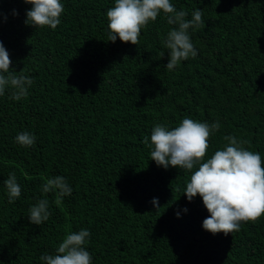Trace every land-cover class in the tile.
<instances>
[{
	"label": "trees",
	"instance_id": "trees-1",
	"mask_svg": "<svg viewBox=\"0 0 264 264\" xmlns=\"http://www.w3.org/2000/svg\"><path fill=\"white\" fill-rule=\"evenodd\" d=\"M61 2L53 30L25 24L23 0H0V42L13 70L34 80L26 99L0 97V264H43L81 229L92 264H264V216L228 236L205 231L201 198L184 195L191 173L158 167L143 143L157 123L219 120L206 158L228 135L264 158V0H171L205 20L189 29L198 55L172 71L164 41L174 26L163 14L135 46L107 41L114 0ZM24 131L32 147L16 142ZM9 173L21 187L12 203ZM57 175L72 188L59 205L42 192ZM40 199L51 216L37 226L28 216Z\"/></svg>",
	"mask_w": 264,
	"mask_h": 264
},
{
	"label": "clouds",
	"instance_id": "clouds-1",
	"mask_svg": "<svg viewBox=\"0 0 264 264\" xmlns=\"http://www.w3.org/2000/svg\"><path fill=\"white\" fill-rule=\"evenodd\" d=\"M30 4L26 11L25 24L34 28L49 27L53 30L61 23L65 6L61 0H23ZM14 15L18 14L15 11ZM163 14L169 25H173L164 41L168 51L169 71L178 67L182 61L198 55L189 29L205 27L203 11L196 9L187 19L185 10H177L171 0H114V6L106 12L107 41L138 45L142 29L155 22ZM2 16V13H0ZM164 56V51L160 52ZM10 55L0 42V97L6 89L12 90L11 99L20 101L29 96V88L34 80L27 75L17 74L11 67ZM219 120L209 123L191 118H183L178 126L169 128L157 123L151 130L150 138L145 136L143 143L151 149L150 157L158 167H175L190 172L184 195L191 202L197 195L209 213L202 222V228L216 235L225 236L239 232L243 223H257L264 216V158L259 152L245 147L250 142L235 136H224L227 143L207 157L209 140L219 131ZM15 140L23 147H32L35 135L28 131L17 134ZM195 169V170H194ZM194 170V171H193ZM9 203L20 198L21 187L15 173H9L4 181ZM43 193L54 192L56 204L72 193L68 181L62 176L48 178L42 187ZM151 203L158 205V199ZM187 212V209H184ZM179 215V213H177ZM51 216L49 201L38 200L29 209V222L41 225ZM90 232L81 229L66 234L53 254L40 257L43 264H92L91 253L86 249Z\"/></svg>",
	"mask_w": 264,
	"mask_h": 264
}]
</instances>
